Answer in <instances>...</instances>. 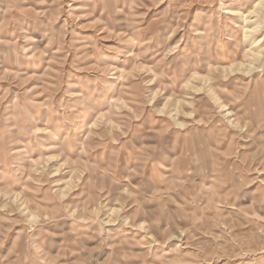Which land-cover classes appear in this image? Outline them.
<instances>
[{
    "label": "rangeland",
    "instance_id": "1",
    "mask_svg": "<svg viewBox=\"0 0 264 264\" xmlns=\"http://www.w3.org/2000/svg\"><path fill=\"white\" fill-rule=\"evenodd\" d=\"M258 1L0 0V264H264Z\"/></svg>",
    "mask_w": 264,
    "mask_h": 264
},
{
    "label": "bare ground",
    "instance_id": "2",
    "mask_svg": "<svg viewBox=\"0 0 264 264\" xmlns=\"http://www.w3.org/2000/svg\"><path fill=\"white\" fill-rule=\"evenodd\" d=\"M263 8H264V1L259 0L255 5L254 10H252V11H249V12L240 11V10L235 11L237 14L242 15V17L245 18V21H248L249 17H253V16L256 17V19H255L256 21L254 23V26H249V27L245 28V37L246 38H249L250 36L254 35L259 30V28L261 27V24L264 23V21H262V13L264 11ZM263 41H264V37L254 39V41H253L254 45L252 48L250 47L251 49H250V53H249L252 60L249 64V66L247 67V72L251 73V72H253V70L258 69V67H262V64L264 65V54L261 51V48L257 47V46L262 45ZM258 60H260L262 62L261 65H257L256 61H258ZM220 108L222 111H226V107L224 105L220 106ZM230 115H231V112L226 111L225 116L229 119L230 124L233 126H237L238 122L234 118H230L229 117Z\"/></svg>",
    "mask_w": 264,
    "mask_h": 264
}]
</instances>
